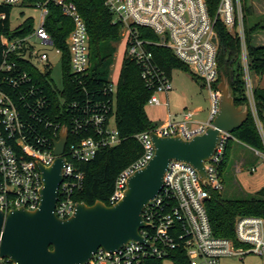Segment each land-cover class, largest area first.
<instances>
[{
	"label": "built area",
	"instance_id": "built-area-1",
	"mask_svg": "<svg viewBox=\"0 0 264 264\" xmlns=\"http://www.w3.org/2000/svg\"><path fill=\"white\" fill-rule=\"evenodd\" d=\"M50 5L72 22L65 40L68 73L76 87L86 92L83 80L89 69L88 37L75 5L68 0H0V21L8 19L9 25L14 9L37 12L35 19L28 17L18 25L30 22L28 32L15 35L12 31L16 27L10 25L7 33H0V212L6 215L17 209H37L42 188L38 165H52L56 159L54 143L66 130L63 180L54 209L56 217L65 220L73 215L77 202L72 196L84 182V174L76 164L92 160L100 149L119 142L114 117L117 81L108 79L98 93L100 98L93 99L92 95L82 104L69 99L62 75V86L56 88L51 79L50 55L58 57L61 66L62 52L45 29ZM104 5L115 22L128 28L125 55L137 66L143 85L151 91L147 104L159 106L158 94L167 95L172 90L169 77L154 61L153 47L168 49L201 81L209 96L204 121H194L193 113L185 112L179 120L170 119L135 135L142 153L116 177L108 206L123 197L128 178L152 159L150 135L189 141L212 127L219 102L214 88L218 79L216 21L239 39L245 105L263 146L262 151L254 153L264 163V131L247 60L240 0H219L213 18L205 0H104ZM4 8H10L8 15ZM139 28L151 32L156 40L139 38ZM69 135L73 140L68 143ZM231 139V133L219 132L215 151L204 162L205 183L189 164L169 162L161 190L143 209L146 227L139 234L146 243L130 241L114 252L98 249L85 264H218L221 259L242 260L249 255L264 264L263 218L240 216L234 223L233 238H221L213 235L205 210L208 189L222 190L219 167ZM0 264L15 263L0 257Z\"/></svg>",
	"mask_w": 264,
	"mask_h": 264
},
{
	"label": "trees",
	"instance_id": "trees-1",
	"mask_svg": "<svg viewBox=\"0 0 264 264\" xmlns=\"http://www.w3.org/2000/svg\"><path fill=\"white\" fill-rule=\"evenodd\" d=\"M73 3L81 16L87 31L89 50L88 75L83 80L85 93L76 87L69 75L68 52L65 40L72 30L70 19L61 15L59 9L53 5L48 7L45 29L50 34L54 46L62 52L61 75L62 83L67 96L72 102L82 104L88 97L100 98L101 89L107 85L109 68L113 62V44L118 41L120 24L115 22L112 15L104 5V0H68ZM219 0H205L208 14L214 17ZM243 12L244 42L247 52V60L250 71L258 76H264V46L252 45L253 34L263 30L264 25L255 24L246 27V17L252 14L251 0H240ZM7 15L10 8H4ZM30 22L16 27L12 32L21 35L29 31ZM10 30L8 19L0 21V33ZM139 38L156 40L148 30L138 29ZM214 32L217 38L216 63L218 79L221 74L228 79L235 106L246 104L244 86L242 81V67L240 61V42L237 36H232L218 21L214 24ZM155 63L170 77L172 68H188L179 62L172 53L162 47L151 48ZM196 78L194 75H192ZM197 79V78H196ZM217 79V81H218ZM216 84L214 88L216 89ZM151 91L142 83L137 66L124 54L115 95V127L118 131V144L100 149L95 157L85 163H77L76 166L84 174L82 189L72 196L77 203L87 206L100 201L109 205V197L113 192L114 182L118 174L139 158L142 153L141 145L135 135L151 129L154 125L148 120L144 107L147 104ZM87 97V98H86ZM110 98V96H109ZM254 98L259 119L262 121L264 131V89L258 86L254 89ZM54 113H58L54 105ZM232 137L240 143L262 151L263 146L250 115L241 127L231 133ZM73 140L69 135L68 143ZM228 142L223 160L219 167V174L224 167V160L228 150ZM205 210L212 233L216 237L233 238L234 223L240 216H255L264 219V187L255 192L253 196L240 199H225L219 192L208 189V198ZM158 264V263H157ZM160 264V263H159ZM181 264V263H180Z\"/></svg>",
	"mask_w": 264,
	"mask_h": 264
},
{
	"label": "water",
	"instance_id": "water-1",
	"mask_svg": "<svg viewBox=\"0 0 264 264\" xmlns=\"http://www.w3.org/2000/svg\"><path fill=\"white\" fill-rule=\"evenodd\" d=\"M217 91L218 113L204 134L189 141L150 135L154 155L128 178L117 203H77L73 215L60 220L54 209L63 180L62 156L67 143V132L63 130L54 143L56 159L52 165H38L42 188L37 209H17L6 215L0 212V257L15 264H85L98 249L114 252L130 241L146 243L139 234L146 227L143 209L161 190L169 162L189 164L205 183L204 162L213 155L219 132L233 133L248 118L246 105L235 106L226 80H221Z\"/></svg>",
	"mask_w": 264,
	"mask_h": 264
},
{
	"label": "rangeland",
	"instance_id": "rangeland-1",
	"mask_svg": "<svg viewBox=\"0 0 264 264\" xmlns=\"http://www.w3.org/2000/svg\"><path fill=\"white\" fill-rule=\"evenodd\" d=\"M261 3L263 6V1H261ZM28 17H33L35 19L37 17V12L28 9H14L11 13L10 25L12 28H15ZM251 17L254 19L256 24L264 25V16H261L258 13L257 8L255 9L254 14H250L246 18L251 19ZM127 32V26L121 24L118 41L113 44L115 51L112 65L109 68V80H111L110 78H112L114 81H117L118 79L121 62L126 50L125 39ZM258 32L261 34L263 33L262 35H264V29ZM257 41L258 43L254 41L253 45L264 44V36L257 38ZM50 61L53 66L51 79L54 82L56 88L60 89L62 83L59 59L58 57L50 55ZM251 77L253 85L256 86L260 77L254 75L252 72ZM222 79L226 80L229 92L232 95L228 79L223 74L220 75L216 87L219 86ZM169 81L172 90L167 93V95L158 94L157 96L161 100L162 104L167 103V107H152L149 104H146L144 107V111L152 123L160 124L167 112L173 117V120H179L182 113L191 112L193 113L192 119L194 121H204L207 117V111L209 108V96L207 90L203 88L201 81L194 78L189 70L186 71L177 67L172 68ZM262 85L264 86V81ZM254 150L255 149L240 143L235 138L231 139L224 160V167L220 173L222 190H220L219 193L223 198H247L253 196L258 189L264 187V171L259 168H257L255 172L250 171V169L253 167L255 159H257ZM240 159H244L243 164L239 163ZM260 175L262 179L259 178ZM163 264L170 263L164 262ZM218 264H263V262L260 258L249 255L242 260L234 258L221 259Z\"/></svg>",
	"mask_w": 264,
	"mask_h": 264
},
{
	"label": "crops",
	"instance_id": "crops-1",
	"mask_svg": "<svg viewBox=\"0 0 264 264\" xmlns=\"http://www.w3.org/2000/svg\"><path fill=\"white\" fill-rule=\"evenodd\" d=\"M261 1H263V3H264V0H257V1H255V0H251V4H252V8H253V10H252V14H254L255 9L257 8L258 13H259L261 16H264V5L262 6ZM245 24H246V27L250 28V27L254 26L256 23L254 22V19H252V17H251V19L246 18V22H245ZM262 34H263V33H262ZM262 34H261L260 32H257V33H255V34H253L252 45H253L254 41L258 43L257 38H259V37H261V36H264V35H262ZM253 46H255V47H261V46H264V44H260V45L254 44ZM263 81H264V76L260 77V79L258 80V83H257L256 86H258L259 88H263V89H264V86L262 85ZM260 84H261V86H260ZM256 86H255V87H256ZM159 106H166V107H167V103H165V104H162V103H161ZM152 107H158V106H152ZM146 116H147V115H146ZM147 118H148V120L152 123V121L150 120V118H149L148 116H147ZM170 119H173V117L167 112V114L164 115V117H163V121H162L160 124H157V123H152V124H153V125H162V124L167 123V121L170 120ZM243 162H244V159H243V160L240 159V162H239V163H240V164H243ZM257 168H259V169H261L262 171H264V163H263L262 160H261L260 158H258V157H257V159H255V162H254V164H253V167L250 169V171H251V172H255ZM238 170H239V169H238ZM238 170H237V171H238ZM239 171H240V170H239ZM259 178L262 179V178H261V175H260ZM258 190H259V189H258ZM258 190H257V191H258Z\"/></svg>",
	"mask_w": 264,
	"mask_h": 264
}]
</instances>
